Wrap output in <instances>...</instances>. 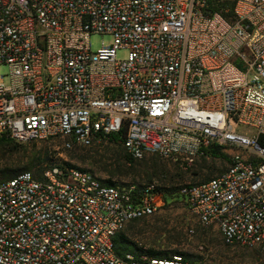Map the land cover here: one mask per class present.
<instances>
[{
	"label": "built area",
	"instance_id": "2783aa9c",
	"mask_svg": "<svg viewBox=\"0 0 264 264\" xmlns=\"http://www.w3.org/2000/svg\"><path fill=\"white\" fill-rule=\"evenodd\" d=\"M96 33L111 39L92 50ZM0 64V137L70 148L124 129L133 158L180 165L221 146L230 164L184 187L187 207L226 243L264 244V0H0ZM162 204L152 183L21 172L0 181V264H188L115 253Z\"/></svg>",
	"mask_w": 264,
	"mask_h": 264
},
{
	"label": "rangeland",
	"instance_id": "374dc122",
	"mask_svg": "<svg viewBox=\"0 0 264 264\" xmlns=\"http://www.w3.org/2000/svg\"><path fill=\"white\" fill-rule=\"evenodd\" d=\"M110 39L108 34H92L91 49L96 50L101 41L106 43ZM125 56L126 51H117L118 58ZM2 74L5 75L4 82L7 84L6 64H0V75ZM62 144L61 139H40L16 146L0 144V169L22 167L25 159H19L18 156L38 151L47 154L51 165L67 167L65 163H69L92 172L100 180L110 179L119 184L152 183L165 189H177L217 175L228 167L232 154L222 147L224 157H212L203 153L190 165H180L156 154L130 161L122 144L108 137L88 146L72 142L70 148H64ZM121 231L130 243L140 248L136 252L139 255H147L145 250L154 249L183 252L198 264H264V247L260 248V244L249 246L226 243L216 225H202L198 222L181 195H166L159 210L131 223V226L127 224Z\"/></svg>",
	"mask_w": 264,
	"mask_h": 264
},
{
	"label": "trees",
	"instance_id": "16d2710c",
	"mask_svg": "<svg viewBox=\"0 0 264 264\" xmlns=\"http://www.w3.org/2000/svg\"><path fill=\"white\" fill-rule=\"evenodd\" d=\"M124 132H125V130L122 129L119 133L109 135L108 138H110V140L119 141L121 143V140L124 137ZM32 141H35V140H32ZM0 144L16 146L19 143L15 142L14 140H12L6 136H2V137H0ZM204 154L210 155L212 157H224L225 156L224 153L222 152V147L215 145V144L207 146L204 149ZM125 155H126L127 159L130 161L135 159L129 153H125ZM18 157H19V159H25L24 166H22V167H4V168L0 169V181L10 179V178H12V177L16 176L17 174L24 172V171H28V172L32 173L33 176L38 178V177L42 176V173L44 172V170H46L47 168L52 166L49 162L50 159L47 156V154H43L42 152L35 151V152H31L28 155H19ZM65 164L67 167L79 168V167L71 165L69 163H65ZM225 169L221 170L220 172L224 171ZM209 178H211V177H209ZM209 178H206V179H209ZM206 179H203V180H206ZM102 182L107 183V184H116L115 182L111 181L110 179L102 180ZM189 185L190 184L183 185L181 187H178L177 189H165V188H162V187H159L156 185L155 190L160 191L162 194V198H164V199L166 198V195H169V194L171 196H178V197L181 195L182 198L185 199V195L181 192V190L184 187H187ZM137 220H140V219H137ZM137 220H131L127 224H129L131 226V223H133ZM113 242H114V250H115L116 254H118L120 256H124L128 252L129 253L131 252L135 256L139 255V253L137 254L136 252H138V250H140V248L138 246H135L132 243H130V241L127 239V237L123 231H119L114 235ZM262 247H264V244H260V248H262ZM144 252L148 256H154V257H170L172 255H181L188 262V264H198L196 260H194L190 257V255H187L183 252L156 251L154 249H147Z\"/></svg>",
	"mask_w": 264,
	"mask_h": 264
}]
</instances>
